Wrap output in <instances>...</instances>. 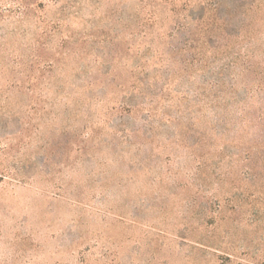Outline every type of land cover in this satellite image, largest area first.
Wrapping results in <instances>:
<instances>
[{
  "label": "rangeland",
  "instance_id": "rangeland-1",
  "mask_svg": "<svg viewBox=\"0 0 264 264\" xmlns=\"http://www.w3.org/2000/svg\"><path fill=\"white\" fill-rule=\"evenodd\" d=\"M0 264H264V0H0Z\"/></svg>",
  "mask_w": 264,
  "mask_h": 264
}]
</instances>
